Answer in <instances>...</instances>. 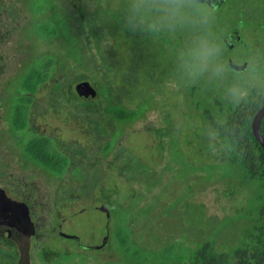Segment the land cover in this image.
Wrapping results in <instances>:
<instances>
[{
    "label": "rangeland",
    "instance_id": "rangeland-1",
    "mask_svg": "<svg viewBox=\"0 0 264 264\" xmlns=\"http://www.w3.org/2000/svg\"><path fill=\"white\" fill-rule=\"evenodd\" d=\"M65 1L61 0V2ZM49 3H51L49 0H36L35 5L30 7L15 3L5 4L2 8L0 114L5 105L3 100L5 97L7 99L10 97L5 95L7 93L3 91L4 87L20 69H23L24 61L28 59L30 53L44 55L46 52H57L59 49L58 42L36 41L38 35L32 28L37 20L49 19ZM122 3L123 0L96 1L97 12L103 10L113 24L112 36L108 37L109 35L105 33L107 49L99 46L96 54L99 51L104 55L107 52L112 55V58L108 56V59L115 63V66L113 65V72L116 73L113 80L115 86L121 87L128 93L142 90L146 97L155 98L154 110L163 114V128L168 129V142H165L162 136H153L145 127L150 122L155 125L158 123L156 113L149 114L147 119L136 122L131 129H127L122 138L123 147L129 149L127 154L129 160L141 161L143 166L156 172L154 176L143 182L145 185L141 187L139 181L134 180L135 173L129 170L127 172L126 168L122 170L120 164L112 165L113 156L101 157L102 161H97L99 164H96L95 145L90 143L88 146V149L91 147L90 150L86 152L82 150L84 140L78 129L82 117L79 120L80 118L71 114L75 113L73 108L75 105L65 104L57 98L54 101L56 110L47 106L39 108L36 112L32 125L36 129L30 128L28 131L15 133L9 129L4 118H0V144H2L0 147L3 156L10 162L14 158L17 159L16 154L9 151V143L25 136L45 133L51 136L62 150L76 151L77 157L84 162V167L85 164L90 167L91 177H80V180L83 181L85 178L88 180L83 183L87 191L95 186V195L92 196L100 201L95 203L92 201V196H85L82 204L76 207L75 201L71 202V198L67 199L69 203L60 209L61 220H67L64 221L62 230L66 232L65 237L66 234L78 235L85 244H97L107 236L108 223L112 232L115 231L116 234V229L120 227L119 221H124V230L131 238L147 239V264H173L170 260L175 258L174 251L168 253L167 246L174 244L180 245L179 255L184 258H188L189 251L196 250L205 241L212 242L218 250L232 253L243 240L244 228L251 226L254 218L251 211H254V216L264 190L260 188L259 182L243 181L239 172L241 169L238 170L227 159L222 158L216 143L217 139L209 138L212 132L202 111L207 108L218 114L219 109L223 111L233 105L226 97L225 90L248 68L249 62L264 68V30L248 24L238 40L244 48L232 51L227 47L228 43L224 36L227 29L236 21L237 15L229 7L220 10L222 0H217L212 32L221 48L220 60L226 67L225 79L220 81L204 77L202 81L193 83L180 78L177 69L178 72L170 77L166 74V71L173 69L174 65L171 61V50L168 49L169 53L161 46L163 33L148 35L146 54L141 60L137 59L138 56L134 59L136 52L134 33L126 29L116 30L115 27L121 25ZM42 6L45 9H42ZM38 10L41 13L39 16L36 15ZM243 25L240 27L242 28ZM175 35L179 44L185 45L191 39V33L187 31H178ZM88 49L92 50L91 54H93L95 47L90 44ZM181 49L178 46L176 61ZM94 59L97 60V55ZM131 77H135L137 82L132 83ZM14 81L12 80L13 85L5 88L6 92L15 90ZM193 86L197 87L198 96L193 93ZM48 87L42 92V99L44 102L50 101L48 98H51L52 104V94ZM221 90L223 93L220 94ZM207 91H213L215 96L208 98ZM257 93L261 92L256 89L250 90L248 98ZM95 100L92 104L85 105L84 110H92L95 120L102 122L103 115L99 110L95 111L99 101ZM174 139L179 145L175 146L176 144L172 142ZM18 160L20 175L37 173L30 166L24 167L20 156ZM67 175L71 177L70 174ZM62 182H73V186L76 184L69 178L51 180L52 204L56 199L54 190L59 189V184ZM40 186L43 189L44 182H41ZM219 186L223 190L224 203L228 202L230 205L219 203V199L211 195V191ZM69 187L72 189V186ZM111 194L115 200L111 203L112 217L109 221L106 214L98 211L96 207L104 204L105 199ZM81 208H85V211L78 212ZM52 211L54 213V210ZM75 212L78 214H74ZM189 244L193 245L192 249H189ZM162 246L164 254L157 258L155 255ZM51 247L53 252H56L51 264H76L80 254L76 251L72 240L55 236ZM67 248L72 249L70 254L66 253ZM99 254L101 252L88 250L81 253L84 262H93L92 256Z\"/></svg>",
    "mask_w": 264,
    "mask_h": 264
},
{
    "label": "trees",
    "instance_id": "trees-1",
    "mask_svg": "<svg viewBox=\"0 0 264 264\" xmlns=\"http://www.w3.org/2000/svg\"><path fill=\"white\" fill-rule=\"evenodd\" d=\"M96 1L66 0L61 2V0H51V3L48 4L49 19L37 20L33 23L32 28L38 35H36V41L58 42L59 49L57 52H46L44 55L30 53L28 59L24 61L23 69L14 77L16 88L13 92L10 91L14 98L11 100L8 110L13 129L15 128L19 132L24 131L29 126L30 117L33 114V103L36 101L34 96L42 87L49 86L53 99L51 104L53 110H56L54 104L56 98L58 101H64L65 104L73 103L75 105L73 106L75 113L71 114L77 118L82 117V121H79L81 118L78 120L80 123L78 129L84 140L82 150L85 152L90 150L91 147L88 149L90 143L95 145L97 153L95 163L99 164L97 161H102L101 157H109L114 150L119 158L128 156L129 149L120 145L123 135L130 125L135 124L144 118L148 111H153L156 108L154 107L155 98L146 97L147 95L142 90L128 93L121 87L115 86L113 83L114 74H116L113 72L115 63L108 59V56L112 58V55L108 52L104 55L99 51L96 54L99 46L107 49L105 33L111 37L113 29L108 15L103 10L100 13L97 12ZM41 8L45 9L43 6ZM36 15H41L39 10ZM120 24V26H115L116 30L124 29L122 20ZM164 35L166 34L163 33ZM147 37L148 35L134 34V50L136 51L134 59H136L135 56H138L137 59L141 60L146 54L147 42H149ZM27 38L29 39L28 36ZM90 44L95 47L93 54H91L92 50L88 49ZM161 46L168 52L171 50L173 69L164 70L170 77L178 72L176 71V50L178 46L183 48L184 45L179 44L176 35L173 38L169 35L164 38L161 36ZM95 55H97V60L94 59ZM179 75L180 78H185L181 73ZM83 81H90L98 90V96L95 99H98L99 103L95 111L99 110L103 115L104 121L102 122L95 120L92 110H84L85 105L92 104L96 100L84 101L79 98L76 86ZM131 81L135 83V77H131ZM11 83L13 85V82ZM196 88L193 86V93L198 96ZM221 92L223 93L222 90L220 94ZM206 94L210 99L215 96L213 91H207ZM263 105L264 92H261L252 95L240 104H233L223 111L219 109L218 114L207 108L202 112L211 132L218 133L215 138L222 158L227 159L238 170L241 169L239 172L243 181L259 182L260 188L264 190V150L252 130L254 116ZM262 133L264 134V120ZM20 141L25 143L27 157L50 169L51 173L70 174L73 177H91L90 167L86 164L84 167V162L77 157L76 151L68 149L63 152L53 138L44 134H35L30 137H22ZM120 165L122 170L126 168L133 174L135 173L134 180L135 182L139 181L141 187L156 173L147 166H143L141 161L125 162ZM87 181L85 178L81 182L84 197L92 196L95 191V186L89 191L85 189L83 183L85 184ZM259 200V207L254 216V211H251L252 217H254L252 224L244 233L246 245L228 253L227 256L208 241L196 250L194 258L189 261L185 260L181 264H190L191 260H194V264H224L226 256V264L235 263V259L239 260L237 264H264V195H261ZM119 224L120 227L116 229V234L115 231L113 232L112 238L124 247V243L119 240L131 237L124 230V221H119ZM252 254H254V258Z\"/></svg>",
    "mask_w": 264,
    "mask_h": 264
},
{
    "label": "flooded vegetation",
    "instance_id": "flooded-vegetation-1",
    "mask_svg": "<svg viewBox=\"0 0 264 264\" xmlns=\"http://www.w3.org/2000/svg\"><path fill=\"white\" fill-rule=\"evenodd\" d=\"M36 0H0V14H2L3 7L5 4H15L19 3L23 6H34ZM51 1V0H49ZM229 7L233 13L237 15V19L234 24L227 29L224 38L226 39L228 36H242V31L244 28L250 24L255 28L258 27L261 30H264V0H222V5L220 6V10L223 8ZM219 10V8H218ZM242 24V28L240 27ZM25 31V29L23 30ZM166 35L162 36L168 37L171 35L173 38L175 34L164 33ZM239 36V37H240ZM27 37V36H26ZM229 49L232 51H236L238 49L244 48L241 42L236 44L227 45ZM22 69H20L21 71ZM19 71V72H20ZM18 72V73H19ZM17 73V74H18ZM15 77V76H14ZM12 77L11 81L6 83L4 87V92L7 93L5 95H9V99L5 97L3 100V109L1 110L0 118H4V120L8 123L9 129L15 133L19 131L15 128L13 129L11 122V115L8 110L10 107V102L12 95L10 92H6L5 88H9L12 85ZM65 82V80H63ZM8 84V85H7ZM47 86L42 87L38 93L34 96L36 100L33 103V114L30 117V123L24 131H28L30 128L36 129L33 125L35 120L34 115L36 116V112L39 111L41 107H47L51 109V98L50 101L43 102V94L45 88ZM49 88V87H48ZM47 88V89H48ZM9 91V90H8ZM78 94V93H77ZM79 96V95H78ZM80 98V96H79ZM81 99V98H80ZM83 100V99H81ZM48 102V104H47ZM50 104V107H49ZM46 110V108L44 109ZM152 113H156L158 115L157 124L155 125L153 122L145 125V127L149 130V132L154 136H162L165 138V142H168V129L163 128V114L158 110L148 111L146 116L139 121L147 119ZM138 121V122H139ZM174 122V120H173ZM136 124V123H135ZM133 125H130L128 129ZM44 134L45 133H39ZM126 134V133H125ZM49 136V135H47ZM28 137V136H26ZM30 137V136H29ZM51 137V136H49ZM52 138V137H51ZM123 138V137H122ZM151 140L153 139L150 138ZM21 138L14 140L11 144H8L9 151L16 154L17 159L14 158L11 162L8 161L1 151L0 147V264H51L52 258L56 256V252H53V248L51 247V242L53 237H62L68 240H72L74 242L76 251L80 255H78V259L76 260V264H147V250H148V242L146 238H128L119 240L121 243H124V247L121 244L117 243V240L112 238V229L109 223L110 234L109 238L106 240V236L102 238V240L97 244H85L81 240V238L77 235H68L64 236L65 233L62 231L64 228V221L61 220V211L60 209L68 204V198L75 197L71 202L75 201L76 207L82 204V200L84 198L81 189V180L79 176H71L68 177L67 174H53L51 170L43 166L42 164L34 162V160L27 157V153L25 151V143H21ZM173 143L179 145L176 139L172 140ZM2 145V144H0ZM3 145H5L3 143ZM120 145L123 147L122 141ZM174 146V147H175ZM19 150H18V149ZM62 150V149H61ZM63 152H66L62 150ZM117 152L114 150L110 156H113V164H123L125 162H131L128 156L121 158L116 156ZM20 160L23 161V166H30L37 173H31L29 175H20L19 174V156ZM109 156V157H110ZM168 159V158H167ZM163 168V166H162ZM128 172V170H127ZM56 177V178H54ZM43 180H42V179ZM64 178H69L72 181L77 182L76 186H73L72 183L62 182L59 184V189L54 190L56 194V199L52 204V196L50 195V183L51 180H62ZM145 178V177H141ZM44 182L45 186L42 189L40 183ZM62 185V188H60ZM72 186V189H66L68 186ZM73 187L76 189L74 190ZM223 190L219 187H216V190L213 189L211 191V195H214V198H218V202L221 204L224 203V199L222 196ZM95 193V191L93 192ZM216 193V195H215ZM54 194V196H55ZM93 196L95 194H92ZM93 202H98V198H93ZM67 198V199H65ZM115 197L111 194L107 199H105L104 204L97 206L96 208H100L101 206H106L111 213V203L114 202ZM225 205H230L227 202ZM94 207V206H93ZM95 208V207H94ZM231 208V207H230ZM54 210V213L53 211ZM85 211V208H81L78 212ZM100 211V210H98ZM60 212V213H58ZM75 212L74 214H78ZM102 212V211H101ZM106 214V212H102ZM107 216V214H106ZM67 221V220H66ZM248 229V226L244 228V233ZM107 235V234H106ZM106 241V242H105ZM208 242V241H205ZM204 242V243H205ZM203 243V244H204ZM245 239L240 241V244L236 247V250H239L242 245L245 244ZM202 244V245H203ZM193 245L189 244V249H192ZM217 248V246L215 245ZM74 249V247H72ZM199 248V247H198ZM197 248V249H198ZM196 249V250H197ZM72 249H65L66 253L70 254ZM84 250L88 251H99L101 254L97 256H92L93 262L85 261L81 253ZM158 250V249H157ZM196 250H190L188 254V258L181 257L179 255L180 245L174 244L172 246H167V252L171 253L174 251V259L170 261L173 264H181L185 260L194 258ZM221 253H225L228 256L227 251L218 250ZM235 251V250H234ZM233 251V252H234ZM158 252V251H157ZM164 254V247H159V252L155 255L157 258L162 257ZM227 256L224 258V264L227 263ZM254 258V254H252ZM257 258H259L257 256ZM124 259V260H123ZM239 260L235 259V263L237 264ZM190 264H194V260L190 261Z\"/></svg>",
    "mask_w": 264,
    "mask_h": 264
},
{
    "label": "clouds",
    "instance_id": "clouds-1",
    "mask_svg": "<svg viewBox=\"0 0 264 264\" xmlns=\"http://www.w3.org/2000/svg\"><path fill=\"white\" fill-rule=\"evenodd\" d=\"M121 9L124 29L134 34L191 33L177 59V70L187 80L225 79L221 48L212 32L217 0H123ZM253 89L264 92V68L249 62L225 92L230 102L240 104ZM216 135L210 133L209 138L215 139Z\"/></svg>",
    "mask_w": 264,
    "mask_h": 264
},
{
    "label": "water",
    "instance_id": "water-1",
    "mask_svg": "<svg viewBox=\"0 0 264 264\" xmlns=\"http://www.w3.org/2000/svg\"><path fill=\"white\" fill-rule=\"evenodd\" d=\"M240 40V37L230 35L226 38V41L229 45L236 44V42ZM76 91L81 99L84 101L94 100L98 96V90L90 81H83L76 86ZM264 120V105L258 110L256 115L254 116L253 123H252V130L256 137V139L260 142L264 150V134L262 133V123ZM102 212H106L107 218L110 221L111 213L110 210L106 206H101L97 208ZM106 240L109 238L110 229L108 223V231H107ZM106 242V241H105Z\"/></svg>",
    "mask_w": 264,
    "mask_h": 264
}]
</instances>
